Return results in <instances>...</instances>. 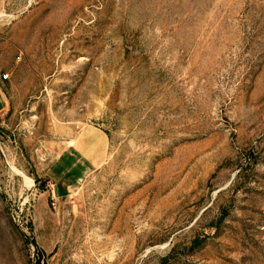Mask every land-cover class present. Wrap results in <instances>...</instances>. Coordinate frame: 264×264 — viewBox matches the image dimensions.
<instances>
[{"label": "rangeland", "instance_id": "obj_1", "mask_svg": "<svg viewBox=\"0 0 264 264\" xmlns=\"http://www.w3.org/2000/svg\"><path fill=\"white\" fill-rule=\"evenodd\" d=\"M0 264H264V0H0Z\"/></svg>", "mask_w": 264, "mask_h": 264}]
</instances>
